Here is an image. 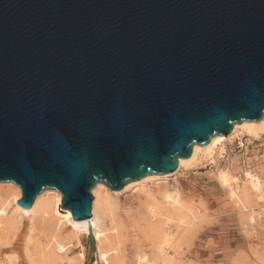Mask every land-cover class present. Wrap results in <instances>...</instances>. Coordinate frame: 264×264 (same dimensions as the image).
<instances>
[{
  "label": "water",
  "instance_id": "obj_1",
  "mask_svg": "<svg viewBox=\"0 0 264 264\" xmlns=\"http://www.w3.org/2000/svg\"><path fill=\"white\" fill-rule=\"evenodd\" d=\"M263 117L264 0H0V183L23 209L56 191L89 220L98 184Z\"/></svg>",
  "mask_w": 264,
  "mask_h": 264
},
{
  "label": "bare ground",
  "instance_id": "obj_2",
  "mask_svg": "<svg viewBox=\"0 0 264 264\" xmlns=\"http://www.w3.org/2000/svg\"><path fill=\"white\" fill-rule=\"evenodd\" d=\"M233 135L238 138L245 136L249 140L261 139L264 136V117L256 122L236 124L228 137L216 136L206 146L196 145L189 159L180 160L178 170L192 167L201 160L213 159L216 155H221L226 141ZM218 176L220 183L228 190L240 210L247 213L248 223L255 224L256 219L263 214L254 212L250 203L255 198L264 207V180L251 171L245 172L243 184L239 178L226 171H220ZM168 177L148 176L128 184L124 190L119 192L111 191L105 185L98 184L94 191L98 192L92 208V218L83 222L75 221L70 211L62 210V195L56 191H44L36 198L32 208L26 210L18 205V201L22 198L20 188L13 183H1L0 250L10 244L11 236L19 229L20 219L29 218L31 225L30 236L26 243V255L30 264H35L29 248L35 243L32 234L35 233L36 226L40 227V236H38L46 243L44 246L38 244L37 247L42 254L40 257L43 262L65 261L70 249L75 244H79L82 236L90 237L92 231L99 260L104 264L115 262L124 264L127 259L125 252L122 253V246L125 242L123 234L126 226L119 219L118 200L121 194L134 189V191L144 192L147 196L146 201L140 204L136 212L131 211L130 219L140 231L143 228L145 232L150 233L152 239L150 255L143 250L138 251L134 264L174 262L170 251H175L177 243L184 238L187 229L192 226L191 216L193 214L191 207L183 202L178 191L167 188L156 194L151 193L150 185H160L162 182L168 184ZM112 218L118 220L119 223L115 224L116 220H114L109 226L108 220ZM174 254L177 255V250Z\"/></svg>",
  "mask_w": 264,
  "mask_h": 264
},
{
  "label": "rangeland",
  "instance_id": "obj_3",
  "mask_svg": "<svg viewBox=\"0 0 264 264\" xmlns=\"http://www.w3.org/2000/svg\"><path fill=\"white\" fill-rule=\"evenodd\" d=\"M220 171L239 178L241 184L245 182L247 171L264 180V136L259 140H249L245 136L238 138L233 135L226 141L221 155L177 170L168 175V184L162 182L160 185H150L152 194L167 188L178 191L183 202L192 209V226L187 229L178 245H175L177 255L174 250L170 251L174 262L168 264H264V207L254 198L250 205L254 212L263 215L256 219L255 224L248 223L247 213L240 210L228 190L220 183ZM96 189L97 186L92 190L94 200L98 192H94ZM146 196L144 192L134 189L119 196L118 215L126 226L123 234V241L126 243L122 246V253L125 252L127 259L124 264H134L136 253L140 250L150 255L151 234L143 228L140 231L130 219L131 211L136 212L140 204L146 201ZM114 220L116 219L108 220V225ZM117 223L118 220L115 224ZM18 225L19 229L11 236L10 244L0 250V264H30L26 255V243L30 236L31 222L29 218L20 219ZM38 235L40 236V227L36 226V231L32 234L35 243L29 248L35 264H87L89 236L81 237L79 244L70 249L65 261L43 262L37 247L38 244L44 246L46 243ZM89 264H104L97 257L96 250Z\"/></svg>",
  "mask_w": 264,
  "mask_h": 264
}]
</instances>
